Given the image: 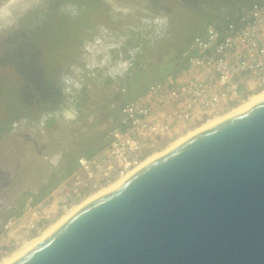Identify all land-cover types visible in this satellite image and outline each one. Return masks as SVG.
<instances>
[{"label":"water","instance_id":"water-1","mask_svg":"<svg viewBox=\"0 0 264 264\" xmlns=\"http://www.w3.org/2000/svg\"><path fill=\"white\" fill-rule=\"evenodd\" d=\"M9 264H264V100L186 138Z\"/></svg>","mask_w":264,"mask_h":264},{"label":"built area","instance_id":"built-area-1","mask_svg":"<svg viewBox=\"0 0 264 264\" xmlns=\"http://www.w3.org/2000/svg\"><path fill=\"white\" fill-rule=\"evenodd\" d=\"M181 57L182 69L153 81L127 104H110L117 114L108 117L99 152L78 157L46 195L26 200L19 214L1 223L0 262L100 189L129 177L149 155L263 90L264 2L206 24Z\"/></svg>","mask_w":264,"mask_h":264},{"label":"rangeland","instance_id":"rangeland-1","mask_svg":"<svg viewBox=\"0 0 264 264\" xmlns=\"http://www.w3.org/2000/svg\"><path fill=\"white\" fill-rule=\"evenodd\" d=\"M12 0H0V33L2 34L8 33L10 30L12 32H15V34L20 33V31H23L24 28H21L24 24L26 25L27 22L23 21L22 25H17V23H14V29L9 24L6 25L5 28H2L4 26L3 21L9 19L11 20L14 15L17 13L15 12L17 10L18 6H14V10L12 8H7L5 5L7 2L9 3ZM20 0H17L14 4H19ZM41 0H28L26 1V4H30L29 7L25 10V12L30 8L36 7V5ZM47 2V0H44ZM52 1L57 0H48L47 4L52 3ZM44 2V3H45ZM61 4L58 8V10L54 11L53 14H49L46 18H44L43 21H41L40 24H46L50 22V26L43 27L40 29H43L40 31L39 35H36L34 38L35 43L40 47L42 54H43V60L42 63H44L46 66H43L44 70L49 71V67L53 64V67L55 66H62L65 62L70 63H78L81 64L80 61H78L79 54L77 52V49L75 45H80V41H91L94 38L95 28L97 26H104L105 29L110 33V30H116L117 32L121 29H123V34L125 35V38L127 40L126 43L132 44L133 40L128 39L131 34H137L138 32H141L140 36L137 38L141 39V37L144 38H151L153 36H156L158 33L160 35L163 33L164 30L167 29V31L171 28V33H173V38L175 40H187L188 37L193 36L196 34L197 28L200 26L199 30L202 29L206 24L210 23H216L219 22L225 18H227L228 14L231 13L232 5L229 4L227 1L220 3V7L217 9V7L213 8L214 12L211 13V16H213V20L209 22L201 21L199 26L196 27L194 24H187L186 21H183L182 23L177 22V17H182V10H176L177 3L174 2V0H94V4H92L86 11H83L84 4L87 2L86 0H60ZM12 4V3H11ZM106 7H109V11L106 12ZM49 6H47L46 9H48ZM20 8H18L19 10ZM52 9V6L49 8V10ZM127 9V10H126ZM17 10V11H18ZM85 10V8H84ZM15 12V13H14ZM23 12L22 15L25 13ZM72 12V20L71 18H68L67 20H64V17L70 16V13ZM78 12H81L78 14ZM84 13V16L82 17ZM185 16H187L192 21L198 20V12L197 11H189L185 12ZM106 14L110 16V19L106 18ZM29 15V14H28ZM34 15V14H33ZM5 18V20H4ZM31 19V15L29 16ZM219 18V19H218ZM175 20L171 23L169 27L168 20ZM185 20V19H184ZM27 21L30 22L29 19ZM28 22V23H29ZM111 23L110 25L108 24ZM176 24V25H175ZM16 25V26H15ZM44 26V25H43ZM81 27V28H80ZM196 29L194 30V28ZM18 30V32H16ZM111 30V31H112ZM166 31V32H167ZM198 31V30H197ZM9 34L12 41L20 39L26 42V38L21 37H14L12 36V33ZM29 34H31L29 32ZM28 34V35H29ZM8 36V35H7ZM111 38L112 36H107ZM144 39V41L146 40ZM108 40V38L106 39ZM179 41V42H180ZM182 41V42H183ZM178 42V44H179ZM19 45H21V42ZM171 42L165 41H159L156 45L155 42L146 41L143 45L141 44V62L143 64V70L139 73H136V78L134 80V91L137 92L138 89L144 88L146 85H148L154 78L157 79L159 77H163L165 71L158 72V75L155 76L156 69L150 71L148 70L150 66L148 65L149 62L155 63L161 58H163L162 54L166 53L167 50H169V53H173L169 48V44ZM173 44V43H171ZM110 48H113V45H110ZM75 47V48H74ZM104 49V48H103ZM101 49V51L103 50ZM133 49V48H132ZM139 49V47H138ZM133 51V50H129ZM136 51V48L134 49V52ZM111 53V52H110ZM41 54V55H42ZM149 55H152L153 59L149 58ZM113 57V56H112ZM96 60L94 61L99 62L100 58L99 56L95 57ZM109 59V57H108ZM150 63V64H151ZM94 70H98L97 67L94 68ZM53 73V72H51ZM5 79L3 80V76ZM49 74L45 75V78L48 77ZM164 78V77H163ZM19 78L16 76V74L9 70L2 68L0 69V121L2 119H5L1 125H6V127L9 125V119L12 116H8V113H13L14 110L16 113L19 111L21 112L22 106L20 103V99L18 97V94L16 92V88L19 86ZM5 104H8L10 109L9 111L5 112ZM115 106H119L121 103L116 102ZM6 109V108H5ZM19 112V113H20ZM4 117V118H3ZM30 119H34L30 115ZM101 125V124H99ZM99 126H92L90 129L83 128V131L90 132V133H97L99 131ZM27 130L28 133V129ZM195 130V129H194ZM18 130V132H12L16 137H23V134L26 133L24 130L21 131ZM193 131V130H192ZM98 134V133H97ZM27 135V134H26ZM95 141H98L96 137H93ZM97 139V140H96ZM100 140H102L100 138ZM99 140V141H100ZM173 142V141H172ZM31 144L30 141L26 143L25 146ZM0 146V207L5 204L9 205V198L12 197H18L20 195L25 194L23 197L22 203L24 204L26 200H29L30 197H28V193L25 192L21 193V191L25 190L26 188H32L37 187L39 184L36 182V180L33 179L32 170H26L23 174L20 175V177H16L14 182L15 186L12 187L10 182L11 179L9 177V172L5 170L9 165V159H10V149L15 146H11V142L5 141L1 142ZM22 145V144H21ZM25 146L23 145L18 148V152L22 153L23 156H20V163L22 166H24L26 163L27 153L24 150ZM167 146V145H166ZM16 148V147H15ZM17 149V148H16ZM164 149V147L162 148ZM161 149V150H162ZM161 150H157L156 152H159ZM52 162V161H51ZM53 164V162H52ZM31 173V174H30ZM26 176L31 177V182L26 181L24 182V178ZM21 179V182H20ZM23 179V180H22ZM33 179V180H32ZM23 183V184H21ZM31 185V186H30ZM46 195V194H45ZM0 209H3L0 208Z\"/></svg>","mask_w":264,"mask_h":264},{"label":"flooded vegetation","instance_id":"flooded-vegetation-1","mask_svg":"<svg viewBox=\"0 0 264 264\" xmlns=\"http://www.w3.org/2000/svg\"><path fill=\"white\" fill-rule=\"evenodd\" d=\"M60 0L52 1L47 4L44 0H41L36 7L28 9L23 15L20 12L16 17L11 20H5L4 26L10 25L14 28V23L22 25L25 21L27 24L21 26L24 28L20 33L15 34L10 30L8 33H0V69H9L13 71L19 78V86L16 88V92L20 99V102L30 108H35L32 112L28 113L22 111L16 113L15 111L8 116H12L9 119V126L13 128L12 132H18V130L25 131L27 134H43L45 126H49L50 121L62 119L66 121L76 120L80 113L84 112V106L88 104L89 98L87 97L88 90L100 89L104 97H108L109 92L113 95L116 93L117 87H112V82L117 83L116 77L122 78L125 73L128 74L134 63L135 53L138 52V48L134 52L135 48H131L128 51V58L124 59L122 53L123 49L127 46V40L123 34V29L110 30V33L103 26H97L93 32L94 38L91 41H80V45H75L77 52L80 53L78 57V63L65 62L62 66H55L53 64L49 67V71L44 70L42 60L43 56L40 47L35 43L34 37L39 35L43 27L50 26V22L46 24H40L49 14L54 15V11L58 10L60 6ZM87 2L82 6L83 11H86L94 0H86ZM182 7L196 11L200 5L207 4L209 2H217V0H177ZM227 1L229 4H235V0H221ZM45 2V3H44ZM52 6V9H46ZM85 8V10H84ZM81 12H78L80 14ZM29 14V15H28ZM34 14V15H33ZM31 15V19L29 16ZM73 14L64 17V20L72 18ZM84 16V13L82 17ZM27 19L30 20L27 21ZM24 21V22H23ZM29 22V23H28ZM16 26V25H15ZM81 28V27H80ZM14 29H17L16 27ZM164 30L160 35L151 38H144L150 42H157L158 39L166 41L167 31ZM18 38H26L27 41L17 39L12 41L9 34ZM18 32V30H16ZM29 32L31 34H29ZM29 34V35H28ZM141 32L137 34H131L128 38L130 40L137 39ZM8 35V36H7ZM107 36H112L111 38ZM108 38V40H106ZM21 45H19L21 42ZM113 48H110L111 46ZM74 47V48H75ZM104 48V49H103ZM101 49H103L101 51ZM113 50H116L117 58L114 59ZM129 50V49H128ZM111 52V53H110ZM96 56H99V62L96 60ZM113 56V57H112ZM109 57V59H108ZM125 69L122 70V66ZM97 67L98 70H94ZM53 72V73H51ZM113 72L115 75L111 77L107 73ZM112 73V74H113ZM49 74V78H45V75ZM105 74V76H103ZM5 79L4 75L2 76ZM102 78V80H100ZM10 110V109H9ZM30 115L34 119H30ZM20 131V132H21ZM9 206V205H8Z\"/></svg>","mask_w":264,"mask_h":264},{"label":"trees","instance_id":"trees-1","mask_svg":"<svg viewBox=\"0 0 264 264\" xmlns=\"http://www.w3.org/2000/svg\"><path fill=\"white\" fill-rule=\"evenodd\" d=\"M260 0H258L259 2ZM175 3H177L176 10H182V15L184 16V18L182 17H177V22L182 23L183 21H186L187 24H194L196 27L199 26L201 21L204 22H209L211 20H213V16H211V13L214 12V10H212L213 8L217 7V9L220 7V3H223L224 1L221 0H217V2H209L207 4H202L200 5L199 9L196 10L198 12V20L197 21H192L191 19H189L187 16H185V12H189L192 11L191 9H186L184 7L181 6V4L177 1L174 0ZM232 8H234L233 10H231V13L228 14L227 17H230L236 13H238L242 8H246L247 6L251 5V4H246V5H242L239 4L238 1L235 2V4H231ZM216 9V8H215ZM107 10V11H106ZM106 12L109 11V7H106L105 9ZM106 18L110 19V16L108 14H106ZM185 19V20H184ZM219 19V18H218ZM175 20H168L169 23V27L171 25V23ZM221 21L216 22V23H221ZM210 23V22H209ZM108 24L110 25L111 23L108 22ZM176 25V24H175ZM196 27L194 28V30L196 29ZM200 26L197 28L196 30V34H194L193 36H190L187 38V40L185 39V41H183V37L181 38L182 40L179 42L178 40H174L173 38V33H171V28L168 30L169 32H167V37L166 40L167 42H171L173 44H169V48L173 53H169V50L166 51V53L162 54L163 58H161L160 60H158L155 63H151L149 62L148 65L150 66V68L148 70L152 71L154 69H156V73L155 76L158 75V72H162L165 71L164 76L166 77L167 75L174 73L180 69H182L184 67V60L182 59V53L184 52L185 48L190 44L191 40L193 39V37L197 34H199L201 32L202 29H200ZM147 40L144 41V39H134L132 44L127 43V46L123 49L122 53L124 55V59H127L128 56V51L131 48H138L139 50L137 53H135L136 55L134 56V63L132 68L130 69L129 73L126 75V78H124L123 82H121L120 86L117 87L116 93L113 95L110 94V96H108L106 99H104V95H102L101 92V96L99 98H97L98 100L97 103H93V101H89L87 105L84 106V112L80 113L79 117L74 120V121H67L65 123V128L62 130V132L57 131L58 129V125L56 126H45L44 129V134H39V135H35V134H27L24 133L23 137H16L14 134H12V130L13 128H10V126L8 125L6 127V125H1L0 126V146L1 142H11V146H15L12 147L10 149V159L13 158V160H18V158H20V156L22 155V153H19L18 148L20 146L23 147V145L25 146L26 143L28 141H30L32 144H36V137L42 139V140H49L50 142L47 143V147L46 148H50L52 149L53 144L58 146L56 152L54 153V151L51 152H47L46 154H42L40 155L41 158H36L35 163L32 165L31 162V166L28 168L32 167V172L35 171L39 176L43 177L42 178V184L41 182H39V186L37 187H32L30 188H26L25 190L21 191V193L25 192L28 197H30L34 202L38 201L41 197H43L45 194H47L53 187L54 185L60 180L61 176L64 174L69 173L70 171L73 170V168L75 167V162L76 159L80 156H84V157H90L93 156L95 153L99 152L105 145V140H106V136L108 133V129H109V124L107 122L108 117L110 115L116 116L117 114V109L114 110H110V104L112 101L114 102H120L122 104H127L129 103V101L133 100L137 95L141 94L148 85H150L153 81L161 79L163 77H159L157 79H153L148 85H146L144 88L142 89H138L137 92L134 91V80L136 78V73H139L143 70V64L141 62V55H140V51H141V44L143 45L144 43H146ZM159 41H164L163 38L162 39H158V41L155 43L156 45L158 44ZM183 41V42H182ZM179 42V44H178ZM77 45V44H76ZM129 49V50H128ZM43 56V54H42ZM113 56L114 59L117 58V54H116V50H113ZM150 59H153L152 55H149ZM151 63V64H150ZM44 66H46L44 63H42ZM124 83V84H123ZM124 89V92L121 94L120 93V89ZM111 92L108 91L107 94H109ZM21 103V102H20ZM22 106V113L23 112H27L29 111L32 112L34 110L35 112V108H30V107H26L21 103ZM6 108V109H5ZM5 112L9 111V106L8 104H5ZM15 111V110H14ZM95 111V115H93V118L91 120V125H97L99 127H102L101 129H99V131L97 133H90L88 131L86 132H82L80 129L83 125V119L85 118V115L87 113L90 112H94ZM16 112V111H15ZM11 114L7 112V115ZM4 118V117H3ZM5 119H2L0 121V124L4 121ZM83 120V121H82ZM54 121H50L49 123L52 124ZM101 124V125H99ZM27 134V135H26ZM72 138L74 139V141L72 142V149H69V145L68 146H64L65 142L67 141V138ZM92 137H96L98 139V142H96ZM100 138L102 140H100ZM96 139V140H97ZM91 140L95 141L94 143H90ZM100 140V141H99ZM22 144V145H21ZM88 147V149L86 148ZM87 149L85 151H83L81 154H77V150L76 149ZM71 150V151H68ZM54 154H58L59 160L57 164H49L48 160H50ZM43 158V160H42ZM28 168L25 169H21V167L19 166V163L14 164L13 168H12V179H11V186L14 187L16 184L14 182L16 177H20L21 174H23L26 170H28ZM23 180V179H22ZM33 180V179H32ZM26 181H31V177L30 176H26L24 178V182ZM21 182V179H20ZM23 184V183H21ZM31 186V185H30ZM17 196V195H16ZM12 197L9 198V208H3L0 209V226L1 223L8 217L10 216H15L17 214H19L20 209L22 207V201H23V197L25 196V194L20 195L18 197ZM23 196V197H22ZM2 208V207H0Z\"/></svg>","mask_w":264,"mask_h":264},{"label":"bare ground","instance_id":"bare-ground-1","mask_svg":"<svg viewBox=\"0 0 264 264\" xmlns=\"http://www.w3.org/2000/svg\"><path fill=\"white\" fill-rule=\"evenodd\" d=\"M16 1L17 0H12L9 3L7 2V4L5 5L7 8H12L13 5L14 6H18L19 5V7H17V10H18V8H20V9L18 11L17 10L15 11L17 13L14 15V17H16L20 12H24L29 7V5H30V4H26L25 3L26 1L28 2V0H20L19 1L20 2L19 4H14ZM246 1H247V4H261V3L264 2V0H260L259 2H258V0H246ZM14 8H12V9L14 10ZM4 20H5V18H4ZM4 22L5 21H3V23ZM263 100H264V89L261 90V91H259L256 94L252 95L251 97H249L248 100L244 101L240 105L236 106L234 109H232L224 117L219 118V119H214V120L208 121L207 123L203 124L202 126L198 127L197 129H195V130H193V131L185 134L184 136H182L180 138H177L176 140H174L173 142H171L170 144H168L161 151L155 152V153L149 155L144 160V162L141 163V165L135 171H137L141 167L145 166L146 164L150 163L151 161L155 160L156 158L160 157L161 155L165 154L169 150L173 149L179 143H181L183 140H185L186 138L191 137L192 135L198 133L202 129L207 128V127L213 125L214 123H216V122H218L220 120H223L225 118L232 117V116H235V115H237L239 113H242L243 111L247 110L248 108L252 107L253 105H255V104H257V103H259V102H261ZM127 178L128 177H126L125 179L119 180V181H117V182H115L113 184H110L109 186L104 187V188L100 189L99 191H97L92 197L88 198L85 202H83V203L79 204L78 206L74 207L73 209H71L66 215H64L63 217H61L54 224H52L49 227H47L38 237L34 238L33 240H30L20 250H18L17 252H14L9 257H7L2 262H0V264H9L12 261H14L16 258H18L19 256H21L23 253H25L26 251H28L29 249H31L33 246L37 245L38 243H40L41 241H43L46 237H48L54 230H56L61 224H63L70 216H72L80 208H82L83 206H85L90 201H93V200H95V199H97V198H99L101 196H104L106 193H108L110 190H112L117 185L121 184Z\"/></svg>","mask_w":264,"mask_h":264},{"label":"crops","instance_id":"crops-1","mask_svg":"<svg viewBox=\"0 0 264 264\" xmlns=\"http://www.w3.org/2000/svg\"><path fill=\"white\" fill-rule=\"evenodd\" d=\"M124 69H125V66L123 65L121 71H123ZM112 73L113 72H110V73L108 72L107 74L110 75L111 77H113L115 74L114 73L112 74ZM126 75L127 74L125 73L124 77H122V78L116 77L115 79H116L117 83L112 82V87H117V85L118 86L122 85L120 83L124 81L123 79L126 78ZM103 76H105V74H103ZM100 80H102V78H100ZM101 92L102 91L100 89L88 90L87 97L89 98V101L90 102L93 101V103H94L96 100H98L97 98H99L101 96ZM109 96H110V93H109ZM103 98L106 99L107 97H103ZM112 102H114V101H112ZM95 103H97V101ZM93 115H95V111L87 113L85 115V118L83 119L84 121L82 120L83 121V125H82V127L80 129L82 132H84L83 128L90 129V128H92V126H96V125H91L90 124L91 120L93 118ZM66 122L64 120H62V119H57V120H54V122L52 124H49V126H53L54 127V126L58 125L59 127H58L57 131L62 132V130L65 128L64 126H65ZM101 128H103V126L100 127L99 129H101ZM42 139L36 137V144H34V143L32 144L31 143V144L25 146L24 150L26 151L28 156L26 158V161H25L26 164L24 166H22L21 163L19 162L20 158H18V160H13V158L9 159V161H10L9 165H8V167L5 170H7L10 173L9 174L10 179H12V177H13L12 168H13L14 164L19 163V166L23 170L25 168L30 167L31 166V162H32V165L35 163L36 159L34 157L38 158L40 155L46 154L47 152H51V151H54V153L56 152L58 146L53 144L52 149L46 148L47 147L46 146L47 143L50 142V141L49 140H42ZM73 141H74V139L68 137L67 141L64 144V146H68L69 145V149H72V142ZM94 142L95 141L91 140L90 143H94ZM96 142H98V141H96ZM86 148L88 149V147H86ZM69 149H68V151H71ZM87 149H84V148L83 149H81V148L79 149L78 148V149H76L77 150V154H81L83 151H85ZM21 156H23V155H21ZM39 158H41V156ZM42 160H43V158H42ZM58 160H59L58 154L57 155L54 154V156L50 160H48V163L52 164V162H53V164H57ZM28 170H32V167L28 168ZM32 174H33V179L36 180V182L38 184H39V182H41V184H42V178L43 177L39 176L35 171H33ZM29 182H31V181H29Z\"/></svg>","mask_w":264,"mask_h":264}]
</instances>
